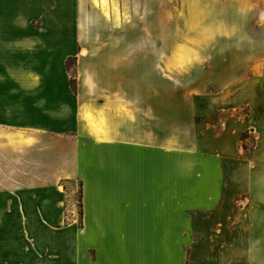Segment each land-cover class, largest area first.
<instances>
[{"label": "crops", "instance_id": "0c3cea01", "mask_svg": "<svg viewBox=\"0 0 264 264\" xmlns=\"http://www.w3.org/2000/svg\"><path fill=\"white\" fill-rule=\"evenodd\" d=\"M52 1L88 28L40 32L41 0H0V264H187L185 246L193 264H264V0L194 1L193 46L171 65L237 34L207 45L188 87L151 59L136 70L168 55L131 42L165 38L162 6L137 32L120 0ZM70 179L81 209L67 222L56 184Z\"/></svg>", "mask_w": 264, "mask_h": 264}, {"label": "rangeland", "instance_id": "374dc122", "mask_svg": "<svg viewBox=\"0 0 264 264\" xmlns=\"http://www.w3.org/2000/svg\"><path fill=\"white\" fill-rule=\"evenodd\" d=\"M194 1L198 4V0H120L121 6L124 10L129 12L130 7H135V26L137 32L144 31V24L142 23L145 20H148L149 17L154 21V19H159V13H156V9H159L160 6L166 10L167 17V25L163 27L162 31L165 30V34L162 40L155 39H136L135 41H131L135 43L136 48H167L168 55L162 56H137V66L136 70L141 71L146 69V65L144 63V59H151L152 65H156L157 69L162 72L165 71V76L169 81H175L176 83L182 82L185 87H188L192 81V72H185L184 66L181 64H172L169 60L174 58H185L186 56L182 55L183 50L190 49L193 46V42L191 39L185 37V29L186 24L185 21L188 20L190 15V10L192 9ZM53 4L52 0H41V8H40V17L39 19L34 20V28L40 32L47 31H68V32H76L82 31L83 28H88V23H86V17L80 16L75 19V15L73 17L67 18V22H65L64 9L62 7H48L49 4ZM56 3L57 0H55ZM118 5V3H117ZM198 6V5H196ZM151 9V10H150ZM131 16V15H130ZM126 18L129 17V14L125 15ZM71 18V19H70ZM130 17L129 20L131 21ZM145 19V20H144ZM141 22V23H140ZM157 31H159V26H157ZM67 42V41H66ZM77 41H72L75 43ZM81 44L79 45V54L84 55L82 50L85 48L94 47L96 44L95 40H87V41H79ZM173 49H180V54L176 55V52H173ZM147 63V62H146ZM68 72L71 81H75L77 79V56L68 57L66 60ZM75 79V80H73ZM73 89V87H72ZM76 90L75 88L73 89ZM249 108L245 107L241 110V112H248ZM246 116L247 115H243ZM225 115L223 113L221 115H215L216 120L211 121V124H216V131L218 133V138H223V119ZM213 126V129H215ZM242 138L244 152L250 154L256 146V138L255 134L249 132L248 130L243 133ZM57 189L60 190L61 196L57 199V207L62 208L66 213L67 222H71L74 218L70 213H75V217L78 218V212L81 209V184L77 179L70 180H61L56 184ZM49 195H54L51 191L48 193ZM52 201V200H51ZM54 201L50 203L49 207H54ZM30 204V203H29ZM185 243H188V233H185ZM185 261L187 264H193L190 257V247L185 246Z\"/></svg>", "mask_w": 264, "mask_h": 264}, {"label": "clouds", "instance_id": "9594fccd", "mask_svg": "<svg viewBox=\"0 0 264 264\" xmlns=\"http://www.w3.org/2000/svg\"><path fill=\"white\" fill-rule=\"evenodd\" d=\"M236 34H237V29L234 26L233 27L226 26V27L221 28L218 31L216 37H214L212 41H209V42H201L200 46L192 54L191 62L184 65V71L185 72H190L191 69L196 64L203 62V60L205 59V57L203 55V52H204L205 48L207 47V45L210 42L215 41L218 37L232 38ZM243 39H244V37H242V36L239 37V40H243ZM239 40H238V43H237V47H239Z\"/></svg>", "mask_w": 264, "mask_h": 264}, {"label": "bare ground", "instance_id": "6f19581e", "mask_svg": "<svg viewBox=\"0 0 264 264\" xmlns=\"http://www.w3.org/2000/svg\"><path fill=\"white\" fill-rule=\"evenodd\" d=\"M102 1V4L103 6H106V0H101ZM96 3H99V0H95Z\"/></svg>", "mask_w": 264, "mask_h": 264}, {"label": "trees", "instance_id": "16d2710c", "mask_svg": "<svg viewBox=\"0 0 264 264\" xmlns=\"http://www.w3.org/2000/svg\"><path fill=\"white\" fill-rule=\"evenodd\" d=\"M73 80H75V79H73ZM75 81H71V86L73 87V89L75 88Z\"/></svg>", "mask_w": 264, "mask_h": 264}]
</instances>
